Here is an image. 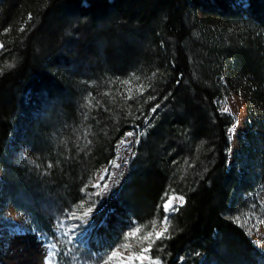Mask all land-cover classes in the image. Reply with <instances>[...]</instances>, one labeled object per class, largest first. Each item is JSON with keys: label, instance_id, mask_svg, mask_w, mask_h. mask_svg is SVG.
Listing matches in <instances>:
<instances>
[{"label": "trees", "instance_id": "16d2710c", "mask_svg": "<svg viewBox=\"0 0 264 264\" xmlns=\"http://www.w3.org/2000/svg\"><path fill=\"white\" fill-rule=\"evenodd\" d=\"M236 1L0 0L2 195L38 233L53 234L51 217L81 204L120 140L141 129L122 208L146 234L163 220L165 193L185 198L151 257L264 264L237 221L264 188V133L247 125L242 171L229 166L233 118L219 104L241 91L264 107V0ZM14 138L33 168L13 161Z\"/></svg>", "mask_w": 264, "mask_h": 264}, {"label": "rangeland", "instance_id": "374dc122", "mask_svg": "<svg viewBox=\"0 0 264 264\" xmlns=\"http://www.w3.org/2000/svg\"><path fill=\"white\" fill-rule=\"evenodd\" d=\"M211 2L220 5L222 0ZM246 2L247 0L236 1ZM197 14L202 17L201 11ZM219 104L221 111L225 106L230 109L226 114L233 118V124H237L235 131L228 133V164L238 165L242 171L243 166L237 161L242 136L247 132V125L254 124L258 126L254 130L255 134L264 133V107L241 91L227 95ZM38 110L36 107V111ZM52 118L54 125L58 118ZM128 132H132L133 136H126ZM128 132L121 139L125 140V143L121 144L120 140L117 156L112 164L97 173L84 189L83 202L66 215L51 217V236L38 233L30 218L3 197L5 177L4 172H0V264H47L49 245L55 246L51 264H126L130 255L139 254L142 248L147 247L150 241L143 240L147 233L143 234L140 230L135 236L130 235L138 226L122 208L119 198V190L130 175V164L143 134L141 129H131ZM23 143L22 139L14 138L13 161L30 164L33 168L36 158L31 149ZM248 200L246 212H243L237 221L245 228L257 248L264 253V188H260ZM41 202L43 201L39 202V211L45 218H49L52 208L47 204V199H44L45 203ZM88 208L92 211L85 217L84 212ZM72 214L79 219L74 218ZM162 228L163 223L159 221L151 231L153 236L150 240H155L154 232ZM113 251L119 255L109 259ZM152 259L162 264L160 260ZM134 264H138V261ZM145 264L149 262L145 261Z\"/></svg>", "mask_w": 264, "mask_h": 264}, {"label": "snow or ice", "instance_id": "6c2138e0", "mask_svg": "<svg viewBox=\"0 0 264 264\" xmlns=\"http://www.w3.org/2000/svg\"><path fill=\"white\" fill-rule=\"evenodd\" d=\"M29 19H31V17H29ZM21 31H23V29H21ZM0 48H3L2 44H0ZM125 83H127V82H125ZM142 90H143V88L141 86V91ZM129 98H131V96H129ZM158 107H159V105H156L150 111L155 113ZM222 112L228 113V112H230V109L227 106H225L222 108ZM236 127H237V124L234 123L231 127H229L227 129V132L233 133L235 131ZM126 136L131 137V136H133V133L128 132L126 134ZM123 143H125V140H121V144H123ZM101 179H103V177H101ZM164 196H166V199L164 200V203L162 204V209H163V213H164L163 220H162L163 228L160 231L154 232L155 240L167 238L166 233H168V231H169L168 225L170 223V215L169 214L176 212V211H179V208L182 207L185 203V198L183 195H168L167 193H165ZM91 211H92V209L88 208L84 212V216L87 217ZM72 215L74 218L79 219V217H76L75 214H72ZM153 229H155V223H153ZM139 231H140V229L137 228L136 231L131 233L130 235L135 236L136 233H138ZM152 236H153V232H149V233H147V235H145L143 237V240L150 241L148 243L147 247L142 248V250L139 254L133 253L132 255H130L127 258L126 264H134V262H137V261H138V264H145V261H148L149 264H160L159 261L153 260L151 258V256L148 255V253L151 252L153 243H155V240H150V238ZM38 239H39V237H38ZM54 248H55L54 245H49L50 251H49L48 256L46 257L47 264H51L52 258L55 255ZM118 255H119L118 252L113 251L111 256L109 257V259H111L112 257H116Z\"/></svg>", "mask_w": 264, "mask_h": 264}]
</instances>
